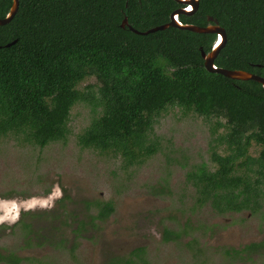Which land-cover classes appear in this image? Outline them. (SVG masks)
Returning a JSON list of instances; mask_svg holds the SVG:
<instances>
[{"label":"trees","instance_id":"16d2710c","mask_svg":"<svg viewBox=\"0 0 264 264\" xmlns=\"http://www.w3.org/2000/svg\"><path fill=\"white\" fill-rule=\"evenodd\" d=\"M12 3L0 0V18ZM176 7L174 0H143L142 5L137 0H19L15 17L0 26V138L39 148L65 143L72 109L85 103L93 116L76 136L78 145L119 156L127 169L157 152L158 141L151 138L155 123L177 107L185 115L215 119L211 164L193 165L186 173L195 205H209L219 215L259 212L264 207L263 86L205 69L201 51L211 50L215 34L170 27L139 35L121 26L127 17L134 29L147 31L168 23ZM208 15L227 35L215 65L264 77V0H200L197 13L181 21L204 27ZM90 78L98 88L81 89ZM253 145L259 147L256 156L250 154ZM82 202L84 218L73 229L77 235L115 211L112 201ZM23 215L30 216L18 222L30 233L26 244L65 246L66 239L57 238L72 216L65 209ZM36 218H44L50 231L34 228ZM163 235L166 240L181 236L169 229ZM260 248L264 242L246 246L248 252ZM143 252L138 248L109 264H139ZM24 260L0 248V264Z\"/></svg>","mask_w":264,"mask_h":264},{"label":"rangeland","instance_id":"374dc122","mask_svg":"<svg viewBox=\"0 0 264 264\" xmlns=\"http://www.w3.org/2000/svg\"><path fill=\"white\" fill-rule=\"evenodd\" d=\"M97 84L90 78L80 88L92 85L96 90ZM92 116L90 106L76 104L68 141L45 148L0 138V248L24 257L21 264H109L141 247L139 258L146 264H264V248L246 249L264 242V207L256 213L219 215L209 205L196 206L195 189L187 183L193 165L211 164L215 119L169 109L151 134L158 141L157 152L143 164L124 169L121 157L78 145L76 136ZM258 152L253 145L250 154ZM64 196L68 199L58 203ZM86 200L112 201L115 211L77 235L73 229L76 220L84 218ZM56 208L72 215L64 233L57 235L58 240L66 239L65 246L26 244L30 233L18 222L30 216L23 214ZM33 223L50 231L44 218ZM165 229L180 238L164 239Z\"/></svg>","mask_w":264,"mask_h":264},{"label":"water","instance_id":"95a60500","mask_svg":"<svg viewBox=\"0 0 264 264\" xmlns=\"http://www.w3.org/2000/svg\"><path fill=\"white\" fill-rule=\"evenodd\" d=\"M174 1H176L179 4L187 5V8L184 10L182 9L173 12L169 17V22L166 24L151 28L147 31H139L134 29L132 26H130L128 24V19L125 18L121 26L124 28L127 25V27L131 31L139 35H148L150 33L160 30H165L170 27L177 28L180 30H188L199 34H215L216 40L212 44L211 50L209 52H205L204 50L201 51L202 58L204 60L205 69L210 73L221 74L224 77L237 81H251V80L256 81L260 83L264 88V77L262 76L243 70L223 69L215 65V60L218 57L219 52L227 42L226 31L223 27L220 26L219 22L216 19H214L211 16L208 17V21L210 23L207 24L205 27H200L193 24H184L179 20L178 18L179 14H183L186 16H191L195 14L199 9L200 0H174ZM18 9H19V0H13L12 6L9 12L7 13V15L4 18H0V26L10 23L17 14ZM15 42L16 41H13L12 43L7 44V46H11Z\"/></svg>","mask_w":264,"mask_h":264},{"label":"flooded vegetation","instance_id":"af4514ba","mask_svg":"<svg viewBox=\"0 0 264 264\" xmlns=\"http://www.w3.org/2000/svg\"><path fill=\"white\" fill-rule=\"evenodd\" d=\"M142 1H143V0H137V2H138L139 5H142ZM175 2H176V1H175ZM176 3H177V2H176ZM186 8H187V5L177 3V7L173 9V11L170 13V15H171L173 12L177 11V10H182V9L184 10V9H186ZM196 13H197V12H196ZM170 15H169V17H170ZM194 15H195V14L191 15V17L194 16ZM182 16H184V17H190V16H186V15H183V14H179V15H178V18H179L180 21H181V17H182ZM208 17H210V15H208L207 18H206V19H207V24L210 23V22L208 21ZM125 18H127V17H125ZM125 18H124V19H125ZM124 19H123V21H124ZM127 19H128V18H127ZM123 21H122V23H123ZM181 22H182V21H181ZM128 24H129V22H128ZM186 24H190V23H186ZM126 26H127V25H126ZM126 26H125V27H126ZM125 27H124V28H125ZM204 27H205V26H204Z\"/></svg>","mask_w":264,"mask_h":264}]
</instances>
